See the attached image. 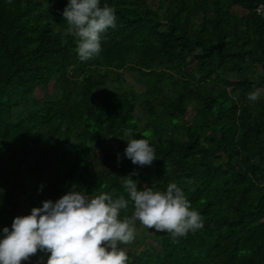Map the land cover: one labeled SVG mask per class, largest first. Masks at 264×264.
I'll return each mask as SVG.
<instances>
[{"label":"trees","instance_id":"trees-1","mask_svg":"<svg viewBox=\"0 0 264 264\" xmlns=\"http://www.w3.org/2000/svg\"><path fill=\"white\" fill-rule=\"evenodd\" d=\"M67 3L0 0V233L74 184L127 196L133 174L177 183L204 226L136 239L128 264H264V0H102L116 27L85 61ZM126 130L154 146L152 165L126 157Z\"/></svg>","mask_w":264,"mask_h":264},{"label":"clouds","instance_id":"clouds-1","mask_svg":"<svg viewBox=\"0 0 264 264\" xmlns=\"http://www.w3.org/2000/svg\"><path fill=\"white\" fill-rule=\"evenodd\" d=\"M63 16L65 34L76 38L81 61L100 54L103 34L117 23L115 7L102 0H68ZM260 97L259 88L248 93L250 102ZM125 135L126 157L141 167L152 165L157 156L149 140L131 130ZM132 175L122 177L127 196L90 195L74 184L58 200H45L30 214L16 216L0 233V264H21L38 251L47 255L46 264H128L125 246L137 239V222L174 238L203 228L202 216L177 183L161 191L140 187ZM130 203L131 215L124 214Z\"/></svg>","mask_w":264,"mask_h":264},{"label":"rangeland","instance_id":"rangeland-1","mask_svg":"<svg viewBox=\"0 0 264 264\" xmlns=\"http://www.w3.org/2000/svg\"><path fill=\"white\" fill-rule=\"evenodd\" d=\"M155 67H157V66H155ZM126 75L131 82L135 83L134 79L131 77L130 74H126ZM136 86H137V88L140 87L138 84ZM187 107H188V112H187L186 117L191 119L193 117L194 111H193L191 106L188 105ZM1 156L3 159H7L8 158V152L5 149H3L1 151ZM30 208H31L30 205L27 202H25L21 207V213L28 212L30 210ZM163 233H165V232H156L154 230L147 229L145 226H143L142 224H139V222H137V239L146 238V241H145L146 244L145 245H147L150 242H153V240L157 236H159ZM125 247L127 249L129 246H125Z\"/></svg>","mask_w":264,"mask_h":264},{"label":"built area","instance_id":"built-area-1","mask_svg":"<svg viewBox=\"0 0 264 264\" xmlns=\"http://www.w3.org/2000/svg\"><path fill=\"white\" fill-rule=\"evenodd\" d=\"M257 11L259 14H264V6L263 5L259 6Z\"/></svg>","mask_w":264,"mask_h":264}]
</instances>
